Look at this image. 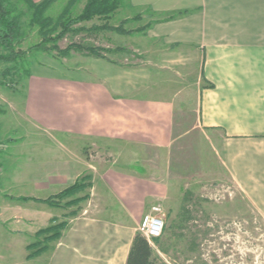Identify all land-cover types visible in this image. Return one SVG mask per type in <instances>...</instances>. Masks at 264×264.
<instances>
[{
    "label": "crops",
    "instance_id": "obj_1",
    "mask_svg": "<svg viewBox=\"0 0 264 264\" xmlns=\"http://www.w3.org/2000/svg\"><path fill=\"white\" fill-rule=\"evenodd\" d=\"M80 1L82 11L86 0ZM121 9L126 20L143 26L137 36L146 42L151 65L160 59L169 73L194 75L195 127L218 137L225 169L264 219V0H122ZM84 69L72 70L69 79L32 73L23 84V110L33 127L26 136L29 145L38 143L36 136L63 135L72 144L53 158L70 170L45 177L38 189L53 190L50 197L86 176L90 191L76 213L65 217L61 237L24 264H126L138 224L130 217H141L148 202L162 194L144 178L134 183L137 176L131 173L118 170L120 183L109 175L113 167L94 169L78 148H173V94L152 92L145 85L146 68L129 75L121 64L93 57ZM26 202L27 213L32 207L46 211V216L37 212L41 220L55 219L63 210Z\"/></svg>",
    "mask_w": 264,
    "mask_h": 264
},
{
    "label": "rangeland",
    "instance_id": "obj_2",
    "mask_svg": "<svg viewBox=\"0 0 264 264\" xmlns=\"http://www.w3.org/2000/svg\"><path fill=\"white\" fill-rule=\"evenodd\" d=\"M121 1L108 21L112 29L95 33L71 31L62 39L50 41L45 39L56 38L62 32V23L79 15L83 1L57 0L47 9H40L41 12L25 0L7 1L11 14L18 16L20 34L13 41L17 57L0 60V162L3 165L0 173V264H24L33 249L26 248L24 254L23 246L38 241L45 243L47 234L37 235V232L65 222L67 214L72 217L71 213H76L79 204L59 212L55 208L60 214L58 217L41 216L44 217L41 220L37 212L46 216V211L43 213L32 207L27 213V202L20 200L23 196L48 197L54 191H42L38 184L47 176L70 170L68 163L60 164L53 159L62 154V148L71 147L70 137L36 136L39 140L35 146L27 142L26 136L33 127L23 110L26 95L23 84L32 73L37 77L69 79L72 70H85L86 62L93 58L86 55V51L75 50L64 57L54 48L55 45L65 48L72 42L102 48L103 55L129 69V75L142 74L140 69L146 68L143 71L145 85L151 86L152 92L164 97L173 94L176 110L173 148H78L85 162L93 164L94 169L102 165L113 167L109 175L118 177L120 183L122 177L115 174L118 170L136 175L134 183L144 178L149 184L162 188L160 198L156 202L149 201L143 212H149L152 205L162 210L164 231L152 242L158 264H264L263 217L225 169L218 137L195 127L198 102L195 81L191 78L194 75L188 78L187 73H169L164 69L167 63L160 59L156 60L158 65H151V58L144 50L146 42L137 36L144 28L138 21L124 18ZM104 23L95 18L73 28ZM42 42L47 49L37 48ZM157 49L163 48L157 46ZM9 53L0 45V55ZM58 141L62 143L59 145ZM78 169L86 172L82 167ZM80 192L81 195L76 193L62 203L89 196L90 191L84 188ZM110 212L115 213L113 217L117 216V210ZM143 213L137 219L130 217L138 223L137 232H141L139 225Z\"/></svg>",
    "mask_w": 264,
    "mask_h": 264
},
{
    "label": "trees",
    "instance_id": "obj_3",
    "mask_svg": "<svg viewBox=\"0 0 264 264\" xmlns=\"http://www.w3.org/2000/svg\"><path fill=\"white\" fill-rule=\"evenodd\" d=\"M8 0H0V45L9 50V54L0 55V60L8 61L13 60L17 57V54L14 52L13 41L20 34V25L18 16H13L11 14V10L7 5ZM30 6L36 8L37 10H45L50 7L57 0H43L40 3H36L33 0H25ZM120 5V0H86V4L82 11L74 18L69 19L66 23H62V32L56 38H47L46 41H50L51 39L57 40L62 39L69 32H99L101 30L112 29L108 25V21L110 17L116 12ZM41 12V11H40ZM95 18H99L100 20H104V24L93 25L90 28L85 27H76L73 28L74 25H77L84 21H91ZM48 23L51 22L50 19H45ZM117 30H119L117 28ZM44 42L38 45L37 48H45L43 45ZM55 49L58 50L61 56L67 57L71 54L72 51H86V55H91L93 57L98 58H106L103 55L104 50L102 48H97L93 46H85L81 43L72 42L65 48H60L58 45L54 46ZM1 143V142H0ZM2 163L0 162V173L2 170ZM86 187L85 183L82 181H76L74 184L66 187L59 193L52 195L46 199L41 198H32L23 196L20 198L22 201L33 200L36 202L46 203L52 207L59 208H67L73 204L80 203L84 200L85 197L82 198H71L64 204L62 200L66 198L73 197L76 193H79L82 189ZM67 226V222H61L59 224H53L47 228H43L37 232L39 234H47L45 237V243H41L40 241L34 242L27 246V248L33 249V252L28 255V258L35 257L42 253L47 249V244L55 239H59L61 237V231L65 229ZM126 264H158L156 258L154 257L153 247L146 236H144L141 232H137L132 246L130 248L128 258Z\"/></svg>",
    "mask_w": 264,
    "mask_h": 264
},
{
    "label": "built area",
    "instance_id": "obj_4",
    "mask_svg": "<svg viewBox=\"0 0 264 264\" xmlns=\"http://www.w3.org/2000/svg\"><path fill=\"white\" fill-rule=\"evenodd\" d=\"M161 212L160 206H152L151 210L143 216L139 225L141 233L148 238L151 245L153 240L160 238L164 231L165 222Z\"/></svg>",
    "mask_w": 264,
    "mask_h": 264
}]
</instances>
